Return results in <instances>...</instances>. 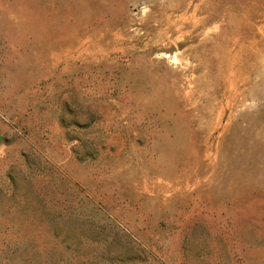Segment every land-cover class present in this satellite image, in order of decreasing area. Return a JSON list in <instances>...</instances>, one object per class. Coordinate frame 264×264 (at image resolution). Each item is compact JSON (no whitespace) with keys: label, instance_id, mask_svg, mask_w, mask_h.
Returning <instances> with one entry per match:
<instances>
[{"label":"rangeland","instance_id":"obj_1","mask_svg":"<svg viewBox=\"0 0 264 264\" xmlns=\"http://www.w3.org/2000/svg\"><path fill=\"white\" fill-rule=\"evenodd\" d=\"M0 264H264V0H0Z\"/></svg>","mask_w":264,"mask_h":264}]
</instances>
